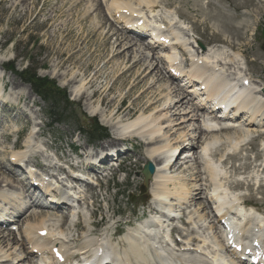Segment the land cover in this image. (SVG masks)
I'll list each match as a JSON object with an SVG mask.
<instances>
[{
    "label": "rangeland",
    "instance_id": "rangeland-1",
    "mask_svg": "<svg viewBox=\"0 0 264 264\" xmlns=\"http://www.w3.org/2000/svg\"><path fill=\"white\" fill-rule=\"evenodd\" d=\"M67 1L68 0H36L35 8L37 9V11H33L23 20H19L20 14H22L20 10L23 8L20 9L19 7L18 12L13 16L0 11V60H2V65H0V73L2 75V77L0 78V85L3 84L7 86L9 97L12 101H15L14 99H16L17 96L22 93L20 94L19 99H17V103L23 102V104H20L16 111L24 113L26 116L28 115L29 118V120L23 118L15 119L13 114H15L16 111L11 114L6 113V110H4L5 112L3 115L6 114L7 117H9V122L6 123L7 125L0 124V129L3 125L4 127H14L13 129L17 131L7 134L8 136L10 135L9 137L6 135H4L3 138L0 137V181H2L0 186V202L4 203L5 205L14 203L15 207L11 206L9 210L15 212L18 215L21 210L26 208L29 209L28 213H26L25 216H23L21 219L19 218L20 221L18 218L16 219V224L22 225L24 222H26V224L37 225V223L33 222V220L30 219L29 216L33 212L38 211L42 212L43 214L52 216L49 222H45L46 226L51 224L54 227H59L61 225V217L64 214L59 215L56 209H53L56 212L43 209L35 211V208H33L32 206L23 207L22 205H19L16 199H13L18 198L19 200H22L23 195L21 196L16 192V194H12L13 192H7V190L12 191L14 185L19 182L18 180H15V183V181H12L11 177L7 176L9 172H7V170L5 169L10 166V164L8 163V165H6L5 167L4 163H6L7 158L10 157L9 154L14 153L13 151L15 149H19L18 152H24V155H22V161L27 160V162L31 166L35 164L42 165L45 163L47 165H50V168H47L46 170L54 169L56 170L55 172L59 174L61 170L60 166H62L63 164H57L56 158L60 160L62 159V161L73 160V162L76 163V160L73 157L74 154H71L70 151L71 147L76 148V155H80V158L86 152H94L96 154L100 151L103 152V146L107 144L109 138H114V132L118 130V132H122L123 135L122 139H120L121 137L117 138L121 141L117 142L115 146H107V150L117 148L122 153H124L120 159V161H122L121 166L117 168L116 162H111V172L105 173L102 171H98V173H101V175H97L95 179L99 178L98 180L102 181H99L98 186L93 185L94 187H92V191L88 190L90 187H88L87 183H85L84 187H86V191L91 192L88 194V196H90L91 200H93V196L91 195H94L96 198L95 203L93 202V204H91V201L82 199V201L79 202V205L74 204L79 207L82 215L79 217L75 215L74 217L70 218V221L67 220V222L63 226L64 232L67 233L70 238L74 237L78 239V241L73 244L74 247L82 249L84 248L86 243L95 242L98 237L102 235L103 237L107 236L105 240V245H107L108 240L110 239V237H108V233L110 235L115 232L117 236H121L122 233L127 232V234H123L121 237H119L120 239L117 238V236L111 238L115 243L116 241H119L124 250L126 248V245H124L126 239L128 240V242L134 243L130 239V236L135 234L133 232L134 229L128 230L126 225H130L131 227L136 229V223L142 219L145 210L147 209V214L149 211L148 205L151 204V202L144 203L145 199H148L149 201L153 196H155L156 199H161L157 200L158 203H161L162 200L166 199L165 203H167L168 205L167 209L171 208L172 212L180 214L182 220L175 219L168 224V227L178 228L179 232L174 233L172 240H166L167 244L169 246L171 245L170 248L174 249L172 250V252L170 251L169 247L167 248L169 251L166 250L167 252H162L158 245H155V243H152V241L148 239H143L141 241L140 244L146 243L144 241L147 240L149 243H146V245L148 244L149 247H146L145 252L142 254V258L145 260V262H142V264H163L168 260H172V262L174 261V264H195L193 262L187 263L186 259L199 260L191 256V254H193V251L196 250L191 246L196 247L197 244L191 246L187 244L189 250L191 249L192 251V253H189L188 251L181 252V250L184 249V246H182L181 244L178 246H174V243L172 242L174 240H177L181 243H186L185 240H182V238H180L181 235L187 236V238L185 236L184 237L188 240V242L189 238L192 237L200 239L196 236V233L198 236H202V234H204L205 237L200 240L205 241L204 248L207 251L204 249L203 252L213 257L216 250L209 251L210 246L208 244L210 243H208V241L212 242L213 245L217 248V245H219L218 240L219 238H221V235L220 233H218V230H216L210 224V218L212 216L211 211L209 210V200L212 201L209 197L210 189L212 191V189L217 185L222 186V180L225 186L228 184H233L226 186L225 189L222 186V189H224L228 193V195L233 198L231 192L239 188V190L235 192V195L243 197H246V195H248L246 199L254 201V203H256V205L261 208L264 216V139H262L264 138V129L260 131L261 133L258 134L256 138L251 140L252 144H247L245 147H243L245 145V140L249 141L250 137H252L251 134L255 133V131H259L256 130L259 128L254 129V127L253 129H250V132L246 131L248 135L246 137H243L240 142L234 139L235 137L230 134L231 132L220 130L211 133H204L202 141H200L198 146H196L194 149L185 148L183 150L182 145L180 147L178 146L176 154L172 161H174L176 157H178L180 165L183 166L179 169H169L165 170L164 172L167 179L170 181L171 179H174L175 183H168L167 187H165V184L163 183H165L166 180H163L162 186H160L159 188L156 186H152L149 190L147 183L143 182V178L141 176V169L142 166L146 163L147 154L152 153L156 148H158V146H166L168 144V146L171 145V147H176L175 142L177 137H184L185 139H188L186 134L191 136V138H189V140L183 144V147H188L191 143L194 144V138L197 136L195 128L201 123V120L196 121L194 118L192 120H189L192 116L191 114H189L186 117L185 125L181 126L180 128L176 126L175 128H173V125H175V122L177 121L175 119H179L180 117H174L173 122L171 123L166 122V118L162 117L157 121V124L165 122V124L162 125L163 130L161 132L148 134L147 136H145L147 133H149V129H146L144 133H141V135L144 137H140L136 132L137 128H132L128 131L129 134L125 135L124 133L126 132V130H124V126H120L116 122H118L122 117L126 118L125 114L128 111H130V113L132 112L130 114V117H127L130 118L128 122L133 121L139 114H141V112H139L140 107H138V109H133L130 105L133 99L140 95L142 89L133 90L131 93H128L130 89L131 79H129L127 75L120 78L115 83L112 82L113 78L115 77H113V74H110L111 70L115 69L116 66L119 65L118 71L121 72L124 70L125 65H121L122 63L120 62L112 68L104 67L103 62L107 54L105 53V50L100 42L101 39L93 38L89 34V23L86 21L83 22L80 17V14L84 11H92V6L90 5H94V0H85L84 3L86 7H78L75 10H70V6L67 4ZM106 1L110 2L109 4L107 3L108 6H106V8H109L111 2H113L114 0L102 1V7L105 16L107 12V9L106 11L104 9ZM135 2L138 4V0H129L130 6ZM156 2L159 9L153 14H147L154 17H157L158 15L161 17H165L166 15L169 20L170 18H174V20L177 19L176 16H173L174 14H176L182 20L185 34L187 36L186 39L191 40L192 43L195 42L196 46L201 45V47L204 48L203 51L206 53L205 56H214L215 61L220 62L222 65H226L224 67L226 69L231 68V70H233L236 69V67H238L239 69L241 67V72L243 71V75H246L247 78L251 80L253 86L255 85L256 87H264V0H156ZM63 4H66V7L61 8V10L64 12V16L60 19H55L54 23L62 32L52 33L53 28L49 29L41 27V25H43L44 23L43 21H45L47 17L53 16L51 14V9L55 7H61L63 6ZM169 4L171 5L170 7L168 6ZM8 5L9 4L6 3L3 6L5 8ZM41 7L44 11L38 15ZM131 9H137V5L135 8L131 6ZM107 16L112 17L111 14H108ZM159 16L157 18H159ZM32 22H35L33 26L31 25ZM64 23L67 29V31L65 32H63L64 28H62V25ZM79 26L82 27V32L79 30ZM222 44L224 45L223 47L221 46ZM138 45H140V43L137 44L134 49H137ZM225 46H230L232 52H234L235 54L237 53L238 57L233 58L231 53L228 51L225 53L221 49L225 48ZM57 48H59L60 50V56L58 58L57 56H55V51ZM76 50L78 51L77 55L79 57L76 56L74 66L70 63H66L61 70L55 67V65L60 61L65 62L69 54L72 51L77 52ZM189 50L193 53L195 52V50L192 47L190 48V46ZM199 50L200 52L202 51L201 48H199ZM218 50L219 53H217ZM167 52L168 51L160 53L157 52L158 54H156L167 55ZM209 52H211L210 55L208 54ZM86 64L90 66V75H93L94 70L96 69H101V72L97 75V79L93 81L91 87L84 86V88L82 89L85 90L87 94L96 91V95L94 96V98L90 101V103H86L85 105L83 101H78L74 98L75 93L73 92L79 86V84H81V76L77 79L76 82L68 85L66 84L67 79L62 77V74H77L76 68L84 67ZM12 65L14 66L15 72H21L28 69L29 72L34 71L37 77L52 82L59 92L64 93L67 96V103H64L61 100L60 95H57L56 93L55 97L49 98L48 101H44L39 97H36L32 93L30 86L22 82L15 73L4 70L6 67ZM163 68L166 70L167 66L163 65ZM167 78L168 75L166 76L165 74V78H163L162 83H159L158 85L169 87L171 85V82L167 80ZM151 82L152 81H148V85H150ZM158 85L156 86L152 83L151 87L155 89L158 87ZM110 87L111 90L110 92H108V98L113 101V105L110 108H107L106 106L99 107L97 105V102L104 96H107V91ZM171 88H173V85L171 86ZM28 92L32 93V95L37 98L36 104L34 106L32 104H29L28 100L26 99ZM167 93L168 91L166 92V95ZM177 93L178 92H173L174 98L173 95L170 96V98L174 102L176 101L175 98L177 96ZM162 95L161 101L159 103L160 105H158L160 107H162L163 104L167 102L169 103L171 100L169 99V97L162 98L165 96ZM262 100L264 102V99ZM142 101L144 103L146 101V98H144ZM12 103H9L10 107H13L14 104ZM183 107H185V105ZM94 108L103 111V113L90 115L89 109ZM116 109H119V114H117L113 118V121L111 120L110 123L104 125L103 120L107 119V116ZM9 110L12 111L11 109ZM82 110H85V112H83ZM152 113L153 110L145 113L142 117L148 118L147 121H149V116H153ZM163 113L164 112H162L161 115H163ZM187 113L188 112H186L185 114ZM53 114H55V116H53ZM184 116L186 115H183V117ZM202 116H204L205 119L206 115ZM0 118H2V116H0ZM81 119H83V121ZM1 122L3 121L1 120ZM95 124L106 131L105 138L99 140L96 135H94V138H90L89 136L84 134L83 131H80V129L83 128L84 131L89 132L91 131V129H93V125ZM202 124L204 125V123ZM169 125L170 127H167ZM164 127H167V129L164 130ZM39 131L40 134L38 133ZM163 133H166V135L162 137ZM216 134H220V136H217ZM213 135L216 136L212 137ZM27 139L28 142H30V147L27 151H25L23 142L27 141ZM157 140L160 141L157 142V146H151L152 144L154 145ZM180 142L181 141H178L177 144H179ZM205 145H208L207 157H211L213 158V160L199 159L201 149ZM217 145L218 147L215 151H210L213 146L216 147ZM237 146L243 148L235 150L234 148ZM166 148L167 147H164V149L162 148L154 154H164L166 152L165 155L167 156ZM227 154H229V156ZM230 155H232L233 158H229L231 157ZM105 156L107 157V155ZM220 157L221 159L226 157V159L224 160H227V162L221 165L218 164L216 158ZM53 159H55V161ZM207 161L209 163H207ZM196 162H198L197 165L199 168L197 167ZM104 163H106V161ZM80 164H82V162ZM209 164L216 165L221 178H210V175H208ZM244 164H247L248 166ZM89 166H91L90 162L85 164V167L88 168L87 172L91 175L93 173L91 172L92 170L89 168ZM8 168L9 171L14 169L11 167ZM24 169L25 167L22 165L21 169H19L17 173H23L22 171ZM103 174H105L107 177L103 178ZM196 175H198V178L195 179L194 176ZM63 177L64 179H66V174H64ZM107 178L111 179V181H109L108 183ZM4 179H9L8 181L12 182V184H9L8 181ZM16 179H18V177ZM177 179H183V181H185V189H187L189 195L194 198L193 201H189V203L186 204V202L183 201L184 199L179 200V196L175 195V192H179V190H177L178 186L176 184ZM63 182L69 183V180H63ZM72 183L79 190L80 184L76 185L73 181ZM234 183L250 184L251 186L249 185V187L240 186L238 188H233L232 186L235 185ZM16 185L18 188V184ZM76 191L75 193H78ZM3 194H6L8 196L13 195V198H6ZM207 198L209 200H207ZM201 202L205 204L206 211H202V207H199L197 205V203ZM141 205H143V207ZM249 205L254 204L250 203ZM256 205L255 207H257ZM175 206H177V208H175ZM86 207L88 212L83 210ZM150 209L155 214L159 213L165 220V218L163 217V213H167V210L166 212H159L157 210L153 211V209H155L153 207H150ZM182 210L184 212L186 210L184 217L182 216ZM63 211L66 212V208ZM197 211H199V213H197ZM200 211L202 212L200 213ZM73 212H75V210H73ZM92 212L93 214L91 215ZM67 214L69 216H66H68L69 219L70 215H72V212L68 210ZM201 215H208V219L205 220L201 218ZM49 218L50 217H48L47 219ZM72 221L84 225L85 231L82 232L80 229H74V224L72 225ZM170 221L171 220H169V222ZM183 222H186L184 223V226L188 228H184L182 226ZM188 223H190V226ZM26 224H24L23 227ZM158 224L160 225L161 223ZM139 228H141V225L138 224L137 229ZM196 228L200 231L196 232L195 230H190ZM93 229L99 233L103 229H107L108 233L104 230L99 236H92L93 232L90 230ZM164 229L165 227L162 228V230ZM188 229L190 231L187 233ZM0 231L5 233L9 232V234H12L10 231H8V228L0 227ZM15 235L19 238L18 232H15ZM11 238H15L14 235ZM18 242L19 241L15 238L10 246H0L4 248V250H2V253H5V256L7 254L6 259L9 260L8 255L11 256L12 254H14L15 257H19L20 254L22 257L25 256L24 254H22L20 249L23 248V245L25 246V238L24 240H20V243ZM219 246L221 247V244ZM156 247L158 248L156 249ZM9 248L11 249L9 250ZM25 248L28 249L29 247L26 245ZM113 248H117L116 244L113 246ZM179 249L180 252H178ZM117 250L125 255L123 250L118 248ZM73 252H75V250ZM160 252H162V254H160ZM198 252L203 254V252L200 250H198ZM216 252V254H218V251ZM85 254L88 255L89 253ZM159 254L160 257L157 258ZM193 255L198 258H202V256L198 254ZM127 256V259L132 258V256L129 254ZM183 257L184 259L182 260L181 258ZM30 259L36 261L37 263L39 258L31 256ZM184 260L186 263H183ZM4 263L13 264L6 260H0V264ZM198 264H201V262H199Z\"/></svg>",
    "mask_w": 264,
    "mask_h": 264
},
{
    "label": "bare ground",
    "instance_id": "bare-ground-1",
    "mask_svg": "<svg viewBox=\"0 0 264 264\" xmlns=\"http://www.w3.org/2000/svg\"><path fill=\"white\" fill-rule=\"evenodd\" d=\"M84 1L85 0H68L67 4L70 6L69 7L70 10H75L78 7H86ZM102 1L103 0H94V5H90V6H92V11L91 12L90 11H84L83 13L80 14V17H81L83 22L86 21L89 23V31H88L89 34L93 38L101 39L100 42H101V44L105 50V53L107 54L106 58L103 62L104 67L112 68L113 66H116L120 62L122 63L121 65H123V64L125 65V68L123 71H121V69H120L121 72L118 71L119 65L116 66L115 69L111 70L110 74H113V77H115V78H113L112 82L115 83L117 80H119L120 78L127 75L128 78L131 79L130 89H129L128 93H131L133 90L142 89L140 95L135 97V99H133V101L130 105V106H132L133 109H138V107H140L139 112H141V114H139L133 121L128 122L130 120V118H127V117H130V114L132 113V112L130 113V111H128L125 114L126 118L122 117L118 122H116L120 126H124V128H125L124 130H126V132L124 134L128 135L129 134L128 131L132 128H137L136 132L140 137H144L141 135V133H144V131L146 129H149V133H147L145 136H147L148 134L161 132L163 130L162 125L165 124V122H161V123L157 124V121L162 117L166 118V122H168V123L173 122L174 117H180L179 119H175L177 121L175 122V125H173V128H175V126L180 128L181 126L185 125L186 117L189 114L192 115L189 120H192L193 118L195 120H201V123L195 128V131L197 132V136L194 138V141H195L194 144L191 143L188 147L187 146L183 147V144L186 141H188L189 138H191V136L186 134L188 139H185L184 137H181V138L177 137L176 142H175L176 147H171V145L168 146V144L166 146H158L159 149L156 148L152 153L147 154L146 161L151 162L155 167L154 175L149 178L151 185H154V186L159 188L160 186H162L163 180H166L165 183H163V184H165V187H167L168 183H171V182L175 183L174 179H171V181L168 180L166 177V174L164 172H165V170H169V169H175V168L179 169L183 166V165H180V163H179L180 161H179L178 157H176V159L174 161H172V159L174 158V156L176 154L178 146L180 147L182 145L183 150L185 148L194 149L196 146H198L199 142L202 141V137L204 136V133H211V132L220 131V130L231 132L230 134L233 137H235L234 139L238 140V142H240L243 139V137H246L248 135L247 132H250V129L253 128L254 126H255V128L264 127V126H261V124H264L263 123L264 122V105H262L259 108L260 110L255 112L256 118H259L260 124L257 123L255 125L254 124L255 120H253L252 117H249V118L245 117L244 120H248V121L242 126L240 124L237 125V124L232 123L233 124L232 127H225V128H221L220 130L219 129L214 130L212 127V123L204 122V121L202 122L203 118H201V116L199 115V111H203L205 108L202 106H197L196 104L191 103V98H190V95L192 93H196L198 91V88L196 87L197 85H195L194 91H192V93H190V92L187 93L177 83H175V84L170 83L171 85L169 87H163V86L158 85L159 83H162L163 78H165V74H168L171 70L178 71V73H179L178 77L179 78L183 79L185 77V80H190L189 74H184V72H182L180 70L182 60L190 61L191 62L190 67L191 68L198 69V70H200L202 68V69H207L209 71L208 75H205L204 72H202L203 73L202 74V73H200V71H198V73H196V76H199V79H201L198 81H206V83H207L206 87L207 86H213V92L210 94L212 96L218 94L219 92H223L226 95H230L234 91L238 92L237 89L240 88V82L245 80V81L249 82L248 86L250 89V90H245V91H249V96H248L249 99H248L247 103L245 104V107H249L252 105L257 106L259 104V102L263 104L264 103L262 100L263 98L260 100L257 97V95H255L257 93L253 92V89H254L253 84H251L250 81L246 78V76H244L242 74L241 70L238 67H236V69H233V70H231V68L226 69V68H224L226 65H224V64L222 65L220 62L215 61L214 56L213 57L212 56H205V54L203 52L199 53V50L195 53H192V54H190V52H188V51L186 52V48L188 46H190L191 44L188 43L187 40L185 39V37L183 35V27L180 24V21L178 19H177L178 21L174 23V25H175L174 30L176 29V31H178V32L172 31L171 34L169 35L171 37L164 36L165 38H168L169 41H171L169 44V46L171 48L170 49L171 54H169V55H164V54L158 55V57L156 56L155 52L160 53L161 51L166 50L168 48V46H165V47H159V46H154V45L152 47H150L149 45L145 46L141 42V40L137 39L131 33H128L127 30H125L123 27H121L119 25V23H118L119 20H121V22H123L125 20H139V19L143 20V16H141L142 14H141L140 10H142L144 8H146L150 12L157 11L158 7H157V4L154 0H138L137 9H134V10L131 9L129 0H114L113 2H111L110 6H109V8H108L109 10L107 9V12L112 15V18H113L112 22H110L106 18V16L104 15L103 7H102ZM6 3H8L9 5L4 8L3 5ZM82 5H84V6H82ZM35 6H36V0L35 1L34 0H0V11H2L3 13L9 14L11 16H13L15 13L18 12L19 7H20V9L23 8L20 10L22 14H20L19 20H23L25 17L30 15L33 11H37ZM37 6H38V4H37ZM168 6L170 7L171 5L169 4ZM62 7H66V4H63V6H61V7H55V8L51 7L52 8L51 14L53 16L47 17L45 19V21H43L44 23H43V25H41V27H45V28H49V29L53 28L52 33H61L62 31L59 30V28L54 23H55V19H57V18L60 19L64 16V12L61 10ZM43 11L44 10L41 7L39 12H38V15ZM95 15H96V17H95ZM137 16H138V18H136ZM117 18L119 20H117ZM172 20L174 21V18ZM34 23L35 22H32V24L31 23L30 24L33 26ZM156 26H158V25H156ZM79 27H80L79 30L82 32V27L81 26H79ZM62 28H64L63 32L67 31L65 23L62 25ZM139 43H140V45H138L137 49H134V47ZM226 47L227 46H225V48H221V49L225 53L227 51L230 52L231 55L233 56V58L238 57L237 53L235 54L234 52H232L230 46H229L230 48L229 47L226 48ZM77 53H78V51L77 52L72 51L69 54L67 60H65V62H61L59 60L60 62L57 63L55 65V67L58 68L59 70H61V69H63V67L65 66L66 63H70L71 65L74 66L75 65V63H74L75 58H76V56H78ZM210 53L211 52H209L208 54L210 55ZM217 53H219V50L217 51ZM201 55H202V58H201ZM55 56H57V58L60 56L59 48L56 49ZM163 64L168 65V71L166 73L164 72V69H162V67H161ZM0 65H2V60H0ZM89 68H90V66L88 64H86L84 67L76 68L77 74H75V73L74 74L72 73L71 75L69 73H67L66 75L62 74V77L67 79L66 84H68V85L73 83V82H76L77 79L81 76V78H82L81 84H79V86L73 92L75 93L74 98L77 99L78 101H83L85 103V105H86V103H90V101L94 98V96L96 95V91H93L92 93L87 94L85 92V90H82V89L84 88V86L91 87L93 81L95 79H97V75L101 72L100 71L101 69H96V70H94V74L90 75L89 74ZM72 70H74V69H72ZM168 76L174 82L178 78V77H173L171 74ZM1 77H2V75L0 73V78ZM202 77H204V78H202ZM240 77H243V78H240ZM148 81H152L150 83V85H148ZM190 81H188L187 84H189ZM152 83L156 86L158 85V87L153 89L151 87ZM172 85H173V88H171ZM110 90H111V87L107 91V96H104L102 99H100L97 102V105L99 107L106 106L107 108H110L113 105V101L108 98V92H110ZM167 91L169 94L167 93V95H166ZM173 92H178L177 96L175 98V100H176L175 102L172 101V99L170 98V96L173 95ZM163 93H165V94H163ZM20 94H22V93H20ZM20 94L19 95L17 94L18 95L17 98L14 99L16 102L18 101L17 99H19ZM161 95L162 96L165 95L162 98L169 97V99H171L169 103L164 102L165 104H163V106L161 105L162 107L158 106V105H160L159 103L161 101ZM201 95L202 94H200L198 97L200 98ZM260 97H263V96H260ZM144 98H146V101L143 103L142 100ZM173 98H174V95H173ZM26 99L28 100L29 104H32L33 106L36 104L37 98L34 97V95H32V93L28 92ZM184 105H185V107H183ZM2 109L6 110L5 106H2ZM119 109H116L113 112H111L107 116V119L103 120L104 125H107V123H110L111 120L113 121V118L117 114H119ZM179 109H181V110H179ZM152 110H153V113H152L153 116H151V115L149 116L150 117L149 121H147L148 118L142 117L145 113L150 112ZM154 110H156V111H154ZM82 111L85 112V110H82ZM185 111L188 113L185 114L186 113ZM162 112H164L163 115H161ZM6 113L12 114V113H14V111H10L8 109V110H6ZM97 113L101 114V113H103V111H100V110L95 109V108L89 109L90 115H96ZM13 115H14L15 119L23 118V119L29 120L28 115L26 116L24 113H21L18 111H16V113ZM183 115H186V116L183 117ZM0 116H2V118H0V120H6L7 122H9L6 114L0 115ZM114 120H116V119H114ZM123 123H126V124H123ZM202 123H204V125ZM227 124H229V123H227ZM234 126H237V127H234ZM167 127H170V125ZM167 127H164L165 128L164 130H166ZM13 128L10 126L4 127L0 131V137L3 138L4 135L8 136L7 134L16 132L17 130H14ZM186 128H187V125H186ZM262 129H264V128H262ZM182 131H184V130H182ZM38 133L40 134V131ZM166 133H163L162 137L165 136ZM216 135L220 136V134H216ZM216 135H213L212 137H215ZM122 136H123L122 132H118V130L115 131L114 132V138H109L107 144L105 146H103L104 147L103 148L104 154H107V152H106L107 146H115V144L117 142L121 141L117 138L121 137L120 139H122ZM237 136H239V137H237ZM123 138H125V137H123ZM158 140L154 143V145L152 144L151 146H155L157 144V142H160ZM178 141H181V142L179 144H177ZM23 145H24L25 151H27L30 147V142H28V139H27V141L23 142ZM164 147H167L166 148L167 149V156L165 155L166 152L164 154L163 153H160L157 155L154 154L157 151H159L160 149H162V148L164 149ZM207 151H208V145H205L201 149V154L199 156V159L207 158ZM9 155H10V157H8V158H11V162H9L11 167H13L12 164L17 165V164H19V163L21 164L23 162L22 161V159H23L22 155H24L23 151H20L17 153L14 152V153H11ZM103 160L104 161H102L101 165L106 166L107 164L104 163L105 161L107 162L106 156L103 158ZM224 161L225 160H222L221 162H224ZM221 162H220V164H221ZM69 163H70V161L67 162V165ZM197 163L198 162H196V165H197ZM97 164H98V162H97ZM90 165L91 166H89V168L92 170L91 172H94L93 168L95 166L92 167L93 164L91 162H90ZM36 167L43 170V172H47L46 169L50 168V165L36 164ZM77 167H78L77 170H80L82 168L80 165L79 166L77 165ZM197 167H198V165H197ZM5 170H7V168ZM208 171H209V175H210L211 179H218L216 167L214 165H209ZM8 172H9V174L7 176L11 177L12 181H15V178H17L16 177V170L12 169L11 171H8ZM86 173H88V172H86ZM61 174H63L62 168L60 170L59 175H61ZM88 174H90V173H88ZM88 174H86V175L89 176ZM59 175L57 174L55 176L58 177ZM53 176L54 175H51V177H53ZM32 177H33V175H32V173H30V178L32 179ZM194 177L196 179V178H198V175H196ZM4 180L8 181L9 179H4ZM64 180H69L70 185H67V187H65V185L63 184V180H61L62 182H60L61 186H59V183L56 182L57 186H55L54 188L56 190H59L60 198L57 200V203L53 205L54 208L57 206L59 208L60 206H63V205L68 206V202L65 199L66 197H68V198H70V196H72L73 198L79 197L78 193H75V191L78 189L76 188L75 185H73L72 181L76 185H78L81 183L80 182L81 180L77 176L72 178L68 174H66V179H64ZM181 182H183V183H181ZM1 183H2V181H0V186H1ZM8 183L12 184V182H9V181H8ZM15 183H16V181H15ZM9 184H7V185H9ZM16 184H18V189H20L19 191L21 193H23V194L28 193V189L26 188V186L22 185L19 182ZM176 184L178 186L177 190H179V192H175V195L179 196L178 197L179 200L184 199L183 201H185L186 204L189 203V201L194 200V198L189 195L188 190L185 189L186 183H185V181H183V179H177ZM240 186H242V184H235L232 187L238 188ZM88 190L91 191L92 188L90 187ZM46 191L48 192V189H46ZM209 192L210 193L212 192L210 199L211 200L213 199L219 203V205H215V203H214V208L216 210H219V208H220L219 206L223 205L224 203H227V201H230L232 203V207H235V208H238L240 205H249L247 203V200L242 201L238 198H235L234 196H233V198H231L228 195V193L224 189H222L221 185H217L216 187H214L212 189V191H209ZM184 195H186V196H184ZM158 197H162V196H158ZM186 198H187V200H186ZM35 199H36V201L38 200V204H39L41 199H43V197L41 196L39 198V196H37ZM92 199H93V202H95V199H96L95 196H93ZM48 200H49V202H52L53 199L48 198ZM158 200H161V199H158ZM197 205L199 207H202V209H201L202 211L203 210L206 211V206L204 203H202V202L197 203ZM33 208H35V207H33ZM256 209H257V207H255V205H250V209H248V214L255 216L254 212L257 211ZM28 210L29 209H27V208L21 210L19 215L17 216V218L21 219L23 216H25L26 213H28ZM155 210L156 209H153V211H155ZM166 210H167L166 214H168V216L170 218L175 216V213L172 212L171 208H168ZM202 211H200V213ZM197 213H199V211H197ZM211 214H212V216L210 218V220H211L210 224L212 225V227H214L216 230H218V233H221L220 232V226H222V225L220 224V221L223 220L224 215L220 216V218H217L213 214L212 211H211ZM68 216L63 215L61 217V225L59 227H54L51 224H49L48 226L45 225V222H49V220H51V217H52L51 215H46V214H43L42 212H33L29 217H30V219L33 220V222H36L37 225L26 224L25 227L22 229V233H23L24 238L26 240V244L30 245L28 254H26V255L24 254L25 256H23L22 258L12 256V258H10L8 260V259H6L7 255L5 256V253H2V250H4V248L0 247V260H6L10 263H13V261L17 260L16 264H18V262H20L21 260L22 261L26 260L27 262H25V264H33V261H31V259L28 258L29 254H33V252L36 254L38 253V256H40V257L42 255H51V253L52 254L60 253L61 256H63V262L59 263V264H71L73 261V257H76L75 255H86L85 253H89L92 255V254L98 253L100 250H101V253H105L104 249L107 246V245H105V240H106L107 236L103 237V235L98 237V239L95 242L86 243L84 248H82V249L74 247L73 244L75 242H77L78 239H76L74 237L70 238V236L67 233H65L63 230V226L67 222ZM48 217H50V218L47 219ZM163 217L165 218V220L163 222L162 221L159 222L158 220H157V222L156 221L151 222L150 221L151 219L149 218V219L145 220L144 222L139 223V225H141V228L134 229L133 232L135 234L130 236V239L134 243L128 242L127 239L124 242V245H126V248L123 251H125L126 253H128L129 255L132 256V258H130V260L134 264H142V262H145V260L142 258V254L145 252L146 247H149L148 246V244H149L148 240L144 241V242L148 243L147 245H146V243L140 244V243H138L137 240L134 239V236H140L139 234L142 233L143 237H146V235H145L146 233L144 234V232L140 231V229H143V231L146 230L149 233H151L152 231L155 233L156 232L155 227H153L154 229H151L152 228L151 223H154L153 225H155V226H160V225L162 226V224L169 222L168 218L165 216V213H163ZM200 217L205 219V220L208 219V215H201ZM10 219H11V216H10V218H7V220L4 221V223L0 224V227L8 228V224H9ZM20 219H19V221H20ZM27 219H28V217H27ZM171 220H173V219H171ZM261 222L263 223L264 220L263 221L261 220ZM158 223H161V224L159 225ZM73 228L74 229L75 228L80 229L82 232L85 231L84 225H81L80 223L74 224ZM42 231L45 232L44 236L39 235V233ZM171 232H177L176 228H172ZM11 237H13V235L9 234V232L5 233V232L0 231V246H2V245L10 246L12 241L15 240V238H11ZM185 237L187 238V236H185ZM146 239L147 238H145V240ZM156 239H158V238H156ZM189 243L191 245L197 244L196 248L200 249L201 251H203L205 249L204 248L205 247V241L204 240L201 241L200 239L192 237V238H189ZM156 244L162 247V248L160 247V250L162 252H165L166 250H168L167 249L168 247L166 248L165 246H163L164 244L161 241V239H159L155 243V245ZM143 245H145V246H143ZM177 245H179V244L176 243V246ZM48 246H50L49 247V254H47V252H46ZM89 248H92V249H89ZM222 248L224 249V244H222ZM10 249L11 248H9V250ZM75 249H77V251L73 252ZM83 251H85V252H83ZM186 251H190L189 248L182 249V252H186ZM162 252H160V254H162ZM195 252H197V251H195ZM225 252L231 253L228 250H225ZM216 253L217 252L215 251L214 256L211 257V259L209 261L210 263L212 262L213 264H216L219 260H223L222 257H220V255H218ZM160 254H159V256H157V258L160 257ZM171 257H172V255H171ZM8 258H9V255H8ZM51 260L52 261L49 264H55V261L52 258H51ZM170 261H171V264H174L173 263L174 261L173 262H172V260H170ZM178 261H180V260H178ZM186 262L187 263L193 262L195 264H198L199 262H201V264H207V261H204V260L200 261V260H196V259L195 260L194 259H191V260L186 259ZM186 262L184 260L183 263H186ZM122 264H123V261H122ZM124 264H130V262L125 261ZM223 264H226L224 260H223Z\"/></svg>",
    "mask_w": 264,
    "mask_h": 264
},
{
    "label": "trees",
    "instance_id": "trees-1",
    "mask_svg": "<svg viewBox=\"0 0 264 264\" xmlns=\"http://www.w3.org/2000/svg\"><path fill=\"white\" fill-rule=\"evenodd\" d=\"M7 70L15 73L22 82L28 84L32 92L35 93L40 99L48 101L49 98H54L56 93L57 95H60L61 100L64 103H67V96L64 93L59 92L55 88V85L49 80L37 77L34 71L29 72L28 69H26L21 72H15L13 65L7 67ZM53 116H55V114H53ZM84 133L90 138H94V135H96L99 139H102L106 136V131L97 124L93 125V129H91V131H84Z\"/></svg>",
    "mask_w": 264,
    "mask_h": 264
},
{
    "label": "water",
    "instance_id": "water-1",
    "mask_svg": "<svg viewBox=\"0 0 264 264\" xmlns=\"http://www.w3.org/2000/svg\"><path fill=\"white\" fill-rule=\"evenodd\" d=\"M153 171H154L153 166L150 163H147L142 173L145 176V178H148L150 175L153 174Z\"/></svg>",
    "mask_w": 264,
    "mask_h": 264
}]
</instances>
